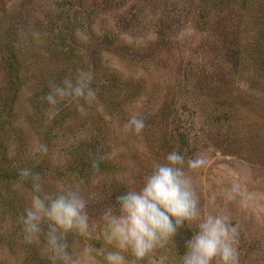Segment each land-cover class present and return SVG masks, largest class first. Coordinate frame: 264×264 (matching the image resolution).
<instances>
[{
  "label": "rangeland",
  "instance_id": "obj_1",
  "mask_svg": "<svg viewBox=\"0 0 264 264\" xmlns=\"http://www.w3.org/2000/svg\"><path fill=\"white\" fill-rule=\"evenodd\" d=\"M200 1L0 0V45L14 41L19 58L37 70L38 85L46 92L58 75L65 72L64 78L70 79L73 64L82 61L87 63L85 71L92 73V91L98 88L92 61L98 64L97 75L116 72L124 86L110 100L101 92L96 102H77L76 112L60 126L53 123L55 116L78 98L60 100L44 117L34 118L29 104L34 87L28 85L18 97L12 120L21 140L10 137L3 154L31 165L42 163V195L51 197L60 190L74 189L88 203L101 204L106 201L103 186L113 188L111 185L124 179L139 190L152 163L162 162L170 151L181 152L186 160L201 155L206 166L189 174L202 215H229L238 233L239 264H264V95L255 99L245 81L229 82V89L219 95L232 101L225 115L207 114L208 119L203 115L195 97L201 96L204 83L199 85L194 78L204 59L198 31ZM53 32L66 40H58ZM56 49L68 51L70 56L67 60L57 57ZM3 81L0 74V89ZM260 84L264 91V82ZM210 92L207 90L212 97ZM133 113L145 123L140 133L126 127ZM96 138L106 147L105 169L75 172L67 165L72 160L73 142ZM40 145L47 151H37ZM233 184L252 195L246 207L231 192ZM11 190L8 196L25 212L32 189ZM98 208H88L91 235L73 231L77 241L70 238L65 242L72 259L89 246L121 251L106 242L102 213L107 206ZM8 211L10 208L0 209V264H42L43 260L64 264L51 259L48 221L41 222V231L28 242L17 215ZM188 228L193 234L195 225ZM173 247L171 242L158 246L144 264H180L181 256ZM121 254L129 262L134 260L128 250ZM94 255L96 264H104L102 254Z\"/></svg>",
  "mask_w": 264,
  "mask_h": 264
},
{
  "label": "clouds",
  "instance_id": "obj_2",
  "mask_svg": "<svg viewBox=\"0 0 264 264\" xmlns=\"http://www.w3.org/2000/svg\"><path fill=\"white\" fill-rule=\"evenodd\" d=\"M91 81L92 73L80 70L75 80L65 79L62 85H53L45 99L53 107L67 98L91 101L95 96ZM126 127L140 133L145 123L133 113ZM37 151L46 152L47 148L40 145ZM206 164V159L201 155L186 160L181 152L170 151L162 162L153 166L140 190L125 191L116 198L115 206L104 209L102 217L106 222V242L121 251L129 250L135 258L131 262L121 251H105L91 246L85 248L81 256L72 259L63 237L71 231L91 235L89 215L85 211L88 201L74 189L60 190L51 197L42 195L39 175L29 168H23L19 171V177L22 180L31 177L33 181L30 204L20 217L25 239L31 242L41 231V222L48 221L47 245L53 261L96 264V253L103 255L104 264H135L158 246L174 240L182 228L195 225V231L185 242L180 264H239L238 233L229 215L222 212L201 213L199 198L189 173L202 169ZM93 167L98 168V162H94ZM231 192L240 197L241 207H246L252 198L238 184H233Z\"/></svg>",
  "mask_w": 264,
  "mask_h": 264
},
{
  "label": "trees",
  "instance_id": "obj_3",
  "mask_svg": "<svg viewBox=\"0 0 264 264\" xmlns=\"http://www.w3.org/2000/svg\"><path fill=\"white\" fill-rule=\"evenodd\" d=\"M81 8H84V6H81ZM197 16L198 27L200 28L198 31L202 39L201 50L204 59L201 60L197 73L194 70V78L197 82L199 81V85L204 83L205 90L203 87L200 90L201 96L198 95L195 99L199 102L198 106L203 115L205 117L207 114L211 116L216 112L225 115L226 109L232 106V101L229 99L227 102L228 97L225 98L224 94H222L221 99L219 95L223 89H229V82L238 83L239 81H245L250 86V92H253L255 99L263 96L264 91L260 83L264 82V0H201ZM15 32L18 35L20 29L17 28ZM53 35L58 40H66L57 32H53ZM75 40L76 35H73V42ZM13 42L11 44L7 42L0 45V74L4 78L3 86L0 89V209L7 211L10 208L8 212H14L17 215L19 224H22L20 217L24 212H21L16 203L14 204V200L16 202V199L14 198L13 200L8 195L13 187L32 189V178L29 177L27 180H22L19 177V171L23 168H29L40 177L39 166L42 163L31 165L22 162L21 158L10 160L3 154L6 149L5 143L10 137L21 140L16 128L12 126V120L15 119V106L18 97L28 85L34 87L29 100L34 118L41 119L53 106L45 99L50 91L46 92L38 85L40 79H36L37 70L33 71L32 69L35 70V68H32L30 63L24 62L19 58L15 45H12ZM54 54L64 60H67L70 56L68 51L62 53V51L57 49ZM75 54L76 52L73 49V62ZM92 66L94 81L97 78L98 86L93 91L95 94L93 102H96L95 99L100 96L99 93L101 92L109 100L114 98L113 93L115 90H122L124 87L122 86V78L116 72L106 73L104 77H100L97 75L99 71L98 64L92 61ZM85 68H87V63L84 65L83 61L79 64H73V74L70 76V79L75 80L77 73L80 70H85ZM64 77L65 72L58 75L57 78L52 80L50 87L62 85L65 80ZM210 78H217V80H210ZM207 90L213 93L212 97L211 94L208 95ZM256 93L259 94V97L256 96ZM83 100V98H78L73 103L71 102L64 111H59L53 123L60 126L64 125V122L71 119L72 113L76 112L79 105L76 103ZM260 101H262V98ZM254 102L258 103L257 100H254ZM34 118L32 117V119ZM94 140H78L77 142H73L74 146H71L73 150L70 154L72 160L67 165L70 168H74L75 172L79 169L84 172L98 173L105 169L104 158L107 156L106 147L97 138ZM94 162H98V168L93 167ZM156 163H152V166ZM44 167L46 168V166ZM111 186L113 188L103 186L102 191L106 196V201L103 204L100 201L89 202L85 211L88 212V208L92 210H96L93 208L99 209L100 205L107 207L115 206L116 198L119 195L129 189H133L124 179L123 182H116ZM139 187L141 188V184ZM1 188L7 191L3 193ZM19 212H21V215ZM191 235V231L186 226L178 232L174 240L168 243L171 242L175 246L173 247L174 252H179L181 256L184 252H182V249L185 248V242ZM70 238H73V241H77V235H74L73 231H71L64 235L63 242L65 243ZM128 252L130 251L128 250ZM146 258L147 256L142 261H136L135 264H144ZM133 259L135 260L134 257ZM48 262L43 260L42 264Z\"/></svg>",
  "mask_w": 264,
  "mask_h": 264
}]
</instances>
